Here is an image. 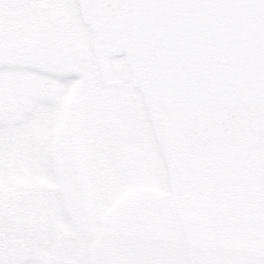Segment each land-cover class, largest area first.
Instances as JSON below:
<instances>
[{
	"label": "snow or ice",
	"instance_id": "6c2138e0",
	"mask_svg": "<svg viewBox=\"0 0 264 264\" xmlns=\"http://www.w3.org/2000/svg\"><path fill=\"white\" fill-rule=\"evenodd\" d=\"M0 264H264V0H0Z\"/></svg>",
	"mask_w": 264,
	"mask_h": 264
}]
</instances>
